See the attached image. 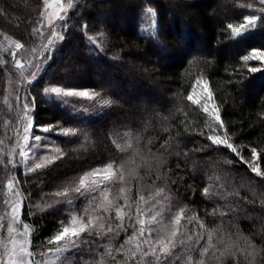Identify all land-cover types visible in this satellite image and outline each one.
Returning a JSON list of instances; mask_svg holds the SVG:
<instances>
[{
    "label": "trees",
    "instance_id": "1",
    "mask_svg": "<svg viewBox=\"0 0 264 264\" xmlns=\"http://www.w3.org/2000/svg\"><path fill=\"white\" fill-rule=\"evenodd\" d=\"M36 3L37 0H2L0 33L11 39L23 37L21 42L26 48L34 46L36 40L29 33L33 27L30 22L36 19ZM147 6L155 7L157 12L158 41L144 30L150 23L144 12ZM77 11L79 15H76ZM251 12V9L236 6L235 0H79L77 10L69 11L74 20L69 21L71 26L65 33V40L58 42L57 50L33 83L36 124L62 125L89 133L83 148L79 147L83 137L79 140L61 137L56 141L77 155L97 154L95 159L100 166L113 159L119 164L122 159L130 157L131 154L122 157L112 143L116 140L123 146L121 137L126 132L133 144L136 136L144 143L153 141L155 152L164 139L169 135L177 137V133H182L187 125L190 130H196L190 137H179L187 151L198 146L197 142L211 143L198 135L200 130L207 133L205 125L209 117L198 104L187 100L196 79L202 77L208 81L213 102L220 110L230 139L238 148L243 146L241 155L245 159H250V149L256 147L264 170V70L248 73L240 59L252 48H264V28L257 27L239 37L227 30L228 23L241 21L244 15ZM2 13L17 19L20 26L14 28L1 18ZM108 17L113 18V24L106 22ZM84 24L89 26V36H95L99 31L105 33V37L98 41L104 51L89 43L81 30ZM0 41L7 45L4 35H0ZM73 50L77 53H72ZM67 61L73 64L72 68L68 66L63 72ZM249 64L258 66L256 61ZM240 75L244 79L241 80ZM52 82L94 90L115 103L103 111L97 110L96 103H89L87 99L70 97L67 98L68 103H64L54 95H43V88ZM7 85V77L0 71V138L3 121L9 118L7 106L3 103ZM120 87L121 91L118 90ZM131 93L137 94L139 101L133 100ZM218 147L220 151L215 153L211 150L190 153L188 170L183 165L176 168V158L168 157L172 168L169 175L178 180L182 190L178 196L173 193L174 203L187 205L188 209L199 213L208 230L228 229V218L221 224L218 218L204 215L205 209L210 212L212 207L202 196L203 187L209 183L206 173L220 176L219 183L228 192L238 191L240 196L257 201L255 206L241 205L247 206L251 216V219L239 221L241 234L251 237L264 228V209L259 204L264 184L239 157L223 146ZM205 156H212L213 161L231 159L233 164H204L193 170L191 160L203 161ZM94 167L92 164L82 170L65 169L56 176L38 180L42 183L24 184L33 193V214L27 217L26 222L31 223L35 230V244L46 242L54 235L60 228L61 220L68 221L69 206L66 202L56 203L58 198L52 194ZM17 175L22 176V173ZM171 187L176 188L177 185ZM235 199V196L229 197V201ZM84 203V197H80L76 200L77 208ZM256 242L259 243V237H256ZM80 257L81 253H76L77 264H80ZM83 259L89 257L84 254ZM51 264H55L54 257Z\"/></svg>",
    "mask_w": 264,
    "mask_h": 264
},
{
    "label": "snow or ice",
    "instance_id": "2",
    "mask_svg": "<svg viewBox=\"0 0 264 264\" xmlns=\"http://www.w3.org/2000/svg\"><path fill=\"white\" fill-rule=\"evenodd\" d=\"M78 2L37 0L36 19L30 22L33 27L29 33L34 40H39L34 46L26 48L21 42L23 37L11 39L0 33L7 42L5 46L0 41V71L7 77L8 89L3 103L9 117L3 121V138H0V172L3 173L0 178V193L3 195L0 200L3 205L0 211V264H51L53 257L55 264H77L76 253H81L80 264H264V228L251 237H244L239 226L241 219H251L247 206L241 205L255 206V199L248 200L238 191L228 192L219 183L220 176L206 173L209 183L203 187L202 196L212 207L210 212L205 209L204 215L218 218L221 224L225 218L229 221L228 229L216 231L206 228L199 213L191 211L187 205L174 203L173 193L178 196L182 190L178 180L169 175L172 168L168 157L176 158V168L183 165L188 170L190 153H207L209 150L215 153L220 151L218 146L239 157L264 184L261 154L253 147L250 159L241 155L243 146L238 148L230 139L220 110L212 103L213 94L209 91L208 81L202 77L196 79L187 100L198 104L209 117L205 125L207 133L200 130L198 135L210 144L197 142L198 146L186 151V145L182 146L179 137H190L196 131L186 125L182 133L178 132L177 137L169 135L154 152L153 141L144 143L136 136L133 144L126 132L121 137L123 146L116 140L112 143L122 157L131 154L130 157L122 159L119 164L113 159L101 167L85 171L68 186L56 190L52 194L58 198L56 203L66 202L69 206L68 221L61 220L60 228L46 242L34 243L35 230L31 223L26 222L27 217L33 214V193L24 184L31 179L29 174H38L39 170L64 155L57 148V155L38 159L37 151L48 145L41 143L47 137L37 134L36 129L42 133L58 132L77 140L83 137L79 144L81 148L89 139V133L78 128L37 125L34 119L36 96L32 95L35 89L33 81L41 76L44 65L57 50L58 42L65 40V33L71 26L69 21L74 20L69 11L77 10ZM235 4L252 12L244 15L238 24H227V30L233 36L239 37L257 27L264 28V0L247 3L235 0ZM144 12L150 21L144 30L158 41L156 9L147 6ZM76 15H79L78 11ZM88 27L84 24L81 30L89 43L104 51L98 41L105 37V33L99 31L95 36H89ZM240 59L248 73L264 70V48H252ZM250 61L259 62L258 66H251ZM240 79L244 76L240 75ZM43 95H54L64 103H68L67 98L70 97L86 98L95 102L100 111L115 103L94 90L61 86L59 82L44 87ZM212 163L232 165L233 160L213 161L212 156H205L203 161L191 160L193 170ZM18 172L22 176L17 175ZM171 185L177 187L172 188ZM113 188L115 191L111 192ZM230 196L237 199L229 201ZM80 197H84L85 203L77 208L76 200ZM259 204L264 209V192ZM256 237H259V243ZM84 254L89 259L84 260Z\"/></svg>",
    "mask_w": 264,
    "mask_h": 264
},
{
    "label": "rangeland",
    "instance_id": "3",
    "mask_svg": "<svg viewBox=\"0 0 264 264\" xmlns=\"http://www.w3.org/2000/svg\"><path fill=\"white\" fill-rule=\"evenodd\" d=\"M0 5H2V0H0ZM121 6H123V5H121ZM120 8H123V7H120ZM0 15H1V13H0ZM1 18H3L5 21L7 20V22H10V24H12V26L14 28L20 26V22L12 16L7 17L2 13ZM106 22H108L109 24L110 23L113 24L114 20H113V18L108 17ZM240 22H242V20L235 22L234 24H238ZM253 30L254 29H251L248 32L243 33L241 36H244V35L252 32ZM38 43H39V40L36 39V44H38ZM75 52L76 51L73 50L72 53H75ZM257 63H259V62H257ZM72 65L73 64L71 62L67 61L63 65L62 71L66 72L67 67L69 66V68L70 67L72 68ZM87 70H88V68H87ZM33 83H34V81H33ZM7 89H8V85H7ZM118 90L121 91V87L118 88ZM131 96L133 97V100L137 99L139 101L137 94L131 93ZM76 98L86 99V98H82V97H76ZM197 98H199V97H197ZM9 99H11V96H9ZM88 102L92 103L93 101L88 100ZM212 103H214V102L212 101ZM6 112L8 113V109L6 110ZM36 131H37V134H40L42 136L47 137V139L43 140L41 143L48 145L47 148H41L37 151L36 155H37L38 159H42L45 156H48L49 158H51V157L57 155V153L55 151V149H57V148H59L64 153V155L61 156L60 159L54 160L53 163L51 165H49L48 167H46L45 169L39 170L38 174H29L31 179H29L28 183L38 181V180H43V179L47 178L48 176H56L60 171L65 170V169H71V170L72 169L73 170L74 169H81L82 170L83 168H87L88 166H90L92 164L95 165L94 168L101 167L100 162L97 161V159H95V156L97 154L77 155L76 153H71V151H69V149L64 147L63 145L61 146V145L57 144L56 138H61V137L68 138V137L60 135L58 132L42 133V132H40L39 128H37ZM1 138H3V133H2ZM18 173H21V172H18ZM2 176H3V173L0 172V178H2ZM227 181H228V178H227ZM2 198H3V195H2V193H0V200H2ZM2 209H3V205L0 204V211H2Z\"/></svg>",
    "mask_w": 264,
    "mask_h": 264
}]
</instances>
